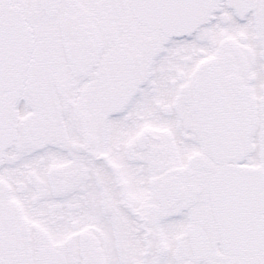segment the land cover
Here are the masks:
<instances>
[{"label": "snow or ice", "instance_id": "1", "mask_svg": "<svg viewBox=\"0 0 264 264\" xmlns=\"http://www.w3.org/2000/svg\"><path fill=\"white\" fill-rule=\"evenodd\" d=\"M0 264H264V0H0Z\"/></svg>", "mask_w": 264, "mask_h": 264}]
</instances>
